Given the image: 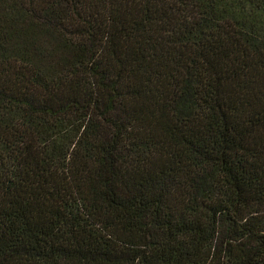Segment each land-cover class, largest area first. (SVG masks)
<instances>
[{
  "label": "trees",
  "instance_id": "1",
  "mask_svg": "<svg viewBox=\"0 0 264 264\" xmlns=\"http://www.w3.org/2000/svg\"><path fill=\"white\" fill-rule=\"evenodd\" d=\"M0 264H264V0H0Z\"/></svg>",
  "mask_w": 264,
  "mask_h": 264
}]
</instances>
